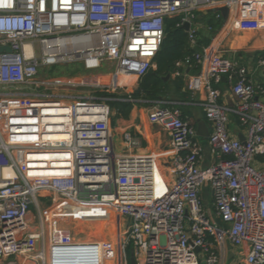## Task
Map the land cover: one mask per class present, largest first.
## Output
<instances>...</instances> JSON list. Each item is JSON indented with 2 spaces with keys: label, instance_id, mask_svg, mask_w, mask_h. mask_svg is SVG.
Returning <instances> with one entry per match:
<instances>
[{
  "label": "built area",
  "instance_id": "obj_1",
  "mask_svg": "<svg viewBox=\"0 0 264 264\" xmlns=\"http://www.w3.org/2000/svg\"><path fill=\"white\" fill-rule=\"evenodd\" d=\"M221 7L235 29H264V0H0V264L114 258L109 241L58 229L66 206L121 216L125 264L129 247L136 264H221L216 245L226 240L247 248L241 264H264V103L257 97L264 87L249 69L213 37L173 74L185 79L191 100L201 96L208 138L179 106L147 102L149 124L167 135L168 161L140 152L131 130L117 132L119 111L109 105L146 103L131 94L156 68L166 19L190 23L195 49L198 15ZM73 64L85 78L49 74ZM223 77L231 106L214 87ZM232 116L245 143L231 134Z\"/></svg>",
  "mask_w": 264,
  "mask_h": 264
},
{
  "label": "crops",
  "instance_id": "obj_2",
  "mask_svg": "<svg viewBox=\"0 0 264 264\" xmlns=\"http://www.w3.org/2000/svg\"><path fill=\"white\" fill-rule=\"evenodd\" d=\"M203 13L207 14L208 12ZM198 19H200L199 15ZM233 19L234 18L231 16L227 20L223 19V27L214 39L220 43V47L224 49L228 56L235 58L243 66L249 69L250 79L256 86L264 87V67L259 64L260 60L263 59L261 56L264 54V29L254 32L240 31L233 27ZM198 24L200 25V32L204 38L211 37L206 29L207 27L204 25L203 18L200 19ZM174 79V75H172V81ZM173 85L174 87L169 94L162 99L179 106L188 120H194V126L198 127V122L205 121L209 128L210 124L205 119L203 108L200 105L201 96H198L199 98H196L195 100H191L190 94L185 90V79L184 87L181 92H177L174 81ZM214 87L221 93V104L231 106L235 103V97L231 92V85L226 77H223L219 83L214 84ZM170 94L172 97H169ZM257 97L264 103L263 95L258 94ZM141 104L142 103L133 104V108L128 118L120 117L118 113L116 120H113V126L117 132L120 130H131L138 138H140L142 141V146L139 149L140 152H153L158 154L162 162L168 161L170 154H173V152L168 145L167 135L160 130V128L158 129L149 124L143 106H140ZM229 129L233 137L238 139L245 138V131L239 127L238 121L234 116L231 117ZM210 163L211 154L209 149L206 148L203 164L206 167ZM66 216H68L67 212L61 218L64 220V224L59 223V225H57L60 231L61 229L64 231L69 229L67 228L69 224L67 223ZM101 227L102 225L99 224L97 227L99 231H102V229H100ZM117 231L120 233L119 223L117 224ZM77 232L80 234L79 229ZM216 249L220 253L221 264H241L247 250L246 247L233 246L228 240H226L222 246L216 245ZM108 264L115 263L114 261H110ZM121 264H125L123 257L121 259Z\"/></svg>",
  "mask_w": 264,
  "mask_h": 264
},
{
  "label": "trees",
  "instance_id": "obj_3",
  "mask_svg": "<svg viewBox=\"0 0 264 264\" xmlns=\"http://www.w3.org/2000/svg\"><path fill=\"white\" fill-rule=\"evenodd\" d=\"M219 13L208 12L207 14L200 13L199 18H203L204 25L210 30H207L211 37L204 38L199 32L201 40L195 49H192L189 44V34L182 26H180L182 16H175L166 19L165 21V38L157 53L154 63L155 69H151L148 74L140 81L139 87L131 94V98L138 101L147 102L155 101L166 97L169 94V82L172 81V75L178 71H182L181 65L185 60L192 56L193 53L202 49L203 46H209L212 38L223 27L222 18H217ZM205 18V19H204ZM200 19L197 21L200 22ZM264 59V54L261 56ZM198 68L192 71L196 72ZM170 75V79L165 81L164 78ZM177 92H181L184 87L183 77H177L174 80ZM116 109L119 111V116L128 118L133 108L131 102H114ZM192 125H195L194 120H189ZM211 203L210 197H208ZM101 229V228H100Z\"/></svg>",
  "mask_w": 264,
  "mask_h": 264
},
{
  "label": "rangeland",
  "instance_id": "obj_4",
  "mask_svg": "<svg viewBox=\"0 0 264 264\" xmlns=\"http://www.w3.org/2000/svg\"><path fill=\"white\" fill-rule=\"evenodd\" d=\"M232 58V57H231ZM50 75L54 76V75H64V76H76V77H81V78H85L86 75L84 74V72L81 70V68L77 65H64V66H55L52 67L50 69L49 72ZM174 87L173 85V81L169 82V91L172 90V88ZM169 97H172V95L170 94ZM109 105L111 106L112 112L115 113L116 112V106L114 102H110ZM140 106L145 107L146 104H141ZM117 114V113H116ZM115 114V115H116ZM117 116V115H116ZM116 116L113 117V120H116ZM119 117V116H118ZM261 161L264 160L263 158H259ZM207 191H210V186L207 184L206 186ZM208 192H206L205 195H210ZM34 212H36V210L33 208ZM78 209H74L71 206H66V210H64V212L68 213V216H66V220H67V224L69 228L68 230L64 231L62 229V231L66 232L68 235L73 236L75 239H81V240H88V239H102L105 241H109L110 243H112V252L114 253L113 257L107 261H114L115 264H121V259H122V255H123V249H122V240L124 238V234H125V220L119 216L118 214L113 213V221H115L114 219H117L116 217L118 216L117 223H112L109 222V224H101L102 227L101 229L104 231V235H102V233L98 230V225L99 223V216L97 217L96 215L90 214V213H86L84 214L85 218L82 216V213L79 214L77 212ZM115 214V215H114ZM107 217V215H105ZM63 217V216H62ZM84 218V219H83ZM108 218V217H107ZM65 220V221H66ZM214 220H217V222L219 223V225H222V222L216 218H214ZM59 223H63L64 224V220L60 219ZM112 223V224H111ZM119 223V228H120V236L117 240V238H115V231L117 230V224ZM62 224V225H63ZM113 227V228H112ZM80 230V234H78L77 230ZM98 230V232H97ZM111 231V235L108 234V232L110 233ZM97 232V233H96ZM83 233V236H82ZM60 233H57V236H59ZM132 252V247H129L127 249V258L128 260L130 259V255Z\"/></svg>",
  "mask_w": 264,
  "mask_h": 264
},
{
  "label": "water",
  "instance_id": "obj_5",
  "mask_svg": "<svg viewBox=\"0 0 264 264\" xmlns=\"http://www.w3.org/2000/svg\"><path fill=\"white\" fill-rule=\"evenodd\" d=\"M213 12H220L225 20H227L229 17V9L227 7L217 8V9L213 10ZM183 29L186 32H188L190 29V23H186L183 26ZM3 49L4 48H2V50ZM169 79H170V75H168L164 78L165 81H167ZM197 133L202 138H208L209 137L210 132H209V128H208L207 124L205 123V121L198 122ZM240 140L242 143H245V138H240ZM197 251H199V249H197ZM129 263L130 264H136L134 252H131Z\"/></svg>",
  "mask_w": 264,
  "mask_h": 264
},
{
  "label": "bare ground",
  "instance_id": "obj_6",
  "mask_svg": "<svg viewBox=\"0 0 264 264\" xmlns=\"http://www.w3.org/2000/svg\"><path fill=\"white\" fill-rule=\"evenodd\" d=\"M75 209H77V208H75ZM77 212H78L79 214L82 213V216H83L84 218H85L84 214H86V213L88 214V212H83V211H81V210H77ZM105 215H107L108 218H107ZM114 215H115V214H114ZM96 216H97V217L99 216V220H100L99 223H100V224H104V225H105V224H106V225L109 224V222H112V223L114 224V223H117V220H119V219H118V216H117V217H116L117 219H114L115 221H113V217H114V216H113V213H112L111 211H108V210L99 211V212L97 213ZM84 218H83V219H84ZM112 223H111V224H112ZM112 228H113V227H112ZM109 231H110V230H109ZM97 232H98V230H97ZM97 232H96V233H97ZM100 232L102 233V235H104V231H103V230L100 231ZM108 234L111 235V231H110V233L108 232ZM119 234H120V233L116 230V231H115V235H116L115 238H117V240H118V238H119Z\"/></svg>",
  "mask_w": 264,
  "mask_h": 264
}]
</instances>
